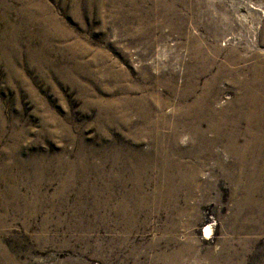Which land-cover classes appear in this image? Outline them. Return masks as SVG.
<instances>
[{
  "label": "rangeland",
  "instance_id": "rangeland-1",
  "mask_svg": "<svg viewBox=\"0 0 264 264\" xmlns=\"http://www.w3.org/2000/svg\"><path fill=\"white\" fill-rule=\"evenodd\" d=\"M263 27L264 0H0V264H264V170L216 135Z\"/></svg>",
  "mask_w": 264,
  "mask_h": 264
},
{
  "label": "bare ground",
  "instance_id": "bare-ground-1",
  "mask_svg": "<svg viewBox=\"0 0 264 264\" xmlns=\"http://www.w3.org/2000/svg\"><path fill=\"white\" fill-rule=\"evenodd\" d=\"M229 71L230 73H235L234 70H229ZM247 71L250 74H249V78L246 80H222L226 82L228 81L230 85L231 84L233 85L236 84L237 86L240 85L243 88L245 96L243 95L244 96L243 98L237 96L238 97L237 102L235 101L236 100L235 99L231 102V107L223 108V111L221 112L222 117H220L219 120L217 121L218 131L216 135H218V137L220 136L219 139L222 138L221 141L223 142V146H224L223 149L228 153L230 157H232L235 160V162L239 163L240 165L241 164L245 165L246 163H248L249 166L253 167V169L251 170L252 173L250 174L248 173V174L251 177V179H253L254 183H250L249 186L246 188H250L254 191L260 188L259 179L261 177L260 175L262 174L264 170V155H263V150H262L264 146L262 148L261 146L262 144L260 143V137L262 136V133L264 132V129H263L264 125L261 124V120H260V116L264 115V65L260 66V64H258L256 66H252V67L250 66V68ZM225 86L223 87L227 88V85ZM236 107L240 108L239 110L241 111V115H240L241 119L243 118L246 121L245 122L246 127L242 131V134H243L242 136L244 140L239 144L237 141V137L240 134L235 124L239 123L240 121L238 119L239 116L237 117V115H235L237 114L236 109H238ZM231 108L233 110L232 112H234L233 114H231L232 116L229 115L231 112L230 110ZM232 167L236 169L234 165H232ZM232 172L227 174L231 181L234 180L235 178V174ZM209 230H210L209 226H206L205 233L207 234Z\"/></svg>",
  "mask_w": 264,
  "mask_h": 264
}]
</instances>
